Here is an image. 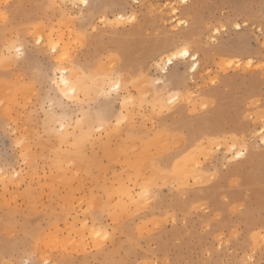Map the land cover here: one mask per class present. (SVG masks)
I'll list each match as a JSON object with an SVG mask.
<instances>
[{"label":"rangeland","instance_id":"1","mask_svg":"<svg viewBox=\"0 0 264 264\" xmlns=\"http://www.w3.org/2000/svg\"><path fill=\"white\" fill-rule=\"evenodd\" d=\"M3 3L0 264H260L264 0ZM169 41L201 56L192 75L187 60L171 68L172 92L148 60ZM60 71L86 80L72 108L56 103ZM117 75L115 114L130 116L119 126L100 95Z\"/></svg>","mask_w":264,"mask_h":264},{"label":"snow or ice","instance_id":"2","mask_svg":"<svg viewBox=\"0 0 264 264\" xmlns=\"http://www.w3.org/2000/svg\"><path fill=\"white\" fill-rule=\"evenodd\" d=\"M80 2L83 5V8H85V9L91 7L89 0H80ZM6 8H7V4L3 3V0H0V9H6ZM81 15H83V13H81ZM0 19H5V20L7 19V17L4 15L3 11H0ZM132 19L134 20L135 17H132ZM235 27L237 29H239L241 27V25L237 24V25H235ZM94 30L95 29H93V31ZM219 31H220V29L217 28V32H219ZM36 43L39 44L40 40H37ZM17 51H19V49H17ZM52 51L53 52L56 51L55 45H53ZM190 54L191 53L189 51L188 45H185L178 52L179 57H188ZM191 56H192V60L194 62L193 66H192V70L195 71V67H196L195 62L197 61V56L195 54H191ZM174 59H175V57L169 58L167 61V64L172 65ZM64 70L68 71L67 68H65ZM164 71L167 73L169 71V69L165 68ZM62 83L65 85V87H63V88H61L59 84L56 85V87L60 91V98L57 99L56 103L61 108H72L73 104L72 103L65 104V101H68V102L77 101L78 97L76 96V92H77V85L79 82H77V85H73V84H70L69 81L65 79L62 81ZM155 83L161 84L162 81L157 80V81H155ZM212 83L215 84L216 81L213 80ZM121 87H122V84H121L120 79L113 78L111 81V84L107 87V90L100 93L101 96L108 98L106 100V115L111 116V118L115 121L117 126L124 124L125 122L130 120V116L125 114V108L124 107H121L120 113L118 116L115 114L113 99L115 100L116 103H119L120 98L118 95L113 97V94L114 93L118 94L121 90ZM178 97H179V93H176V95L173 97V99L167 101V105L165 107L160 108L159 113H157V115L163 114L165 111L171 113L173 111V105L175 104V101L178 99ZM129 103H130L129 99H125L123 101L124 106L129 105ZM63 127H64V125L61 124V130L63 129ZM259 135L262 138L261 144L264 145V123H262V125L260 126ZM245 151H246V148H241L239 151L234 153L233 158L238 159L240 157H243L245 155ZM148 193H149V189L145 188L144 194L147 195ZM159 194H160L159 192L155 193V195H159ZM202 210H207L209 212L212 211L210 206L206 203L202 205ZM238 229H239V226L234 227L232 230V233L227 237V242H228L229 246L233 242H239L241 240V238H242L241 237V231ZM96 235L99 237V236H101V233L97 232ZM108 239H109L108 235H103L104 241H107ZM224 240H225L224 237L220 238V245H219L220 248H223L225 246ZM208 255L211 256L212 253L209 252ZM254 255H255V253L249 254L244 260H242L240 262V264H256V261L254 260ZM128 264H132V262L129 261ZM260 264H264V258L261 259Z\"/></svg>","mask_w":264,"mask_h":264},{"label":"bare ground","instance_id":"3","mask_svg":"<svg viewBox=\"0 0 264 264\" xmlns=\"http://www.w3.org/2000/svg\"><path fill=\"white\" fill-rule=\"evenodd\" d=\"M184 2H186L187 0H183ZM79 2H80V0H79ZM134 2V1H133ZM135 2H136V0H135ZM81 3V2H80ZM237 25V24H236ZM236 30H241V27L239 28V29H237V28H235ZM134 31V30H133ZM119 33H120V31H119ZM119 33H117V34H119ZM127 33V32H126ZM196 33V31H195V29H191V30H189V31H187V32H185V33H183V36H181L182 38H187V36H192V35H194ZM115 35H116V33H115ZM126 35V34H125ZM116 36H119V35H116ZM120 38H123L121 35H120ZM166 42V41H165ZM184 42L185 41H181V43H177V41H169V42H167V43H164V44H162V45H160L159 47H155L154 49H153V51H151V52H149L150 53V55L148 56V60H149V57H151L152 58V64L154 65V67L155 68H157L156 70H160L159 72H160V74L162 75L161 77H162V79H163V77H165L167 80L165 81V79L163 80V83L162 84H169V85H171V90H170V92H172V91H174L175 89H176V80H174L175 78H173L174 76H173V74H171L170 73V70H171V68L173 67V66H175L176 64H177V62L179 61V60H187V61H189L190 62V65H189V67H188V71H189V73L192 75V74H194L197 70H198V67L200 66V55L198 54V52H195V51H192V50H190L189 49V51H190V53L191 54H195L196 56H197V61L195 62V64H196V67H195V71H193L192 70V66H193V60H192V56H191V54L188 56V57H179L178 56V52L185 46V44H184ZM116 43V42H115ZM119 43V42H118ZM163 43V42H162ZM119 45V44H118ZM116 46V45H115ZM117 48V47H116ZM115 51H116V49H115ZM172 57H175V59L173 60V64L172 65H168L167 64V61H168V59L169 58H172ZM130 58V57H129ZM133 59V58H132ZM138 60V59H137ZM134 63H136V62H134ZM134 65V64H133ZM126 68V67H125ZM128 68H129V66H128ZM165 68H168L169 69V71L166 73L165 71H164V69ZM131 69V68H130ZM126 71V70H125ZM61 72V71H60ZM170 73V74H169ZM66 74H69V73H66L65 71H62L61 72V76H60V84L63 86V87H65V85L62 83V81L63 80H68L69 81V83L70 84H73V85H76L77 84V82H79L78 83V85H77V87L78 86H80V83L84 80L85 81V83H86V80L85 79H82V81L80 80V78L78 77V75L76 74V75H72L71 77H69L70 75H66ZM113 75V74H112ZM111 75V76H112ZM75 76H77L76 78H75ZM109 76V75H108ZM114 77V76H113ZM112 77V78H113ZM109 78V77H108ZM107 78V80H109V81H111V79L112 78H109L108 79ZM117 79H120V81H121V84H122V87H121V90L123 89V82H122V77L121 76H119V75H117V77H116ZM106 82V85L107 86H109L110 84H111V82ZM168 86V85H167ZM167 89V87H164V89ZM107 89H104L103 91H106ZM120 90V91H121ZM216 92V91H215ZM215 92H212V91H210V92H207L206 93V96L208 97V98H212V99H215L216 97H217V94H219L218 92H217V94L215 93ZM118 95H120V92H119V94ZM159 96V95H158ZM129 97V96H128ZM220 103V102H219ZM220 105V104H219ZM215 112L216 111H213V112H211L209 115L210 116H213L214 114H215ZM207 117H205V118H203L204 120L206 119ZM208 119V118H207ZM206 119V120H207ZM202 120V119H201ZM203 120V121H204ZM205 124V123H204ZM99 126H103V125H101V123L99 124ZM209 137V136H208ZM204 138V137H203ZM192 139V138H191ZM194 142V141H193ZM245 154H246V152H245ZM241 158V157H240Z\"/></svg>","mask_w":264,"mask_h":264}]
</instances>
